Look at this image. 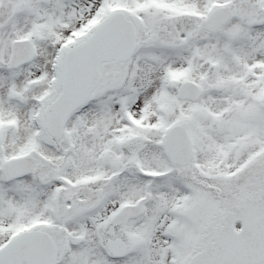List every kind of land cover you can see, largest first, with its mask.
<instances>
[{"label": "snow or ice", "instance_id": "1", "mask_svg": "<svg viewBox=\"0 0 264 264\" xmlns=\"http://www.w3.org/2000/svg\"><path fill=\"white\" fill-rule=\"evenodd\" d=\"M0 264H264V0H0Z\"/></svg>", "mask_w": 264, "mask_h": 264}]
</instances>
